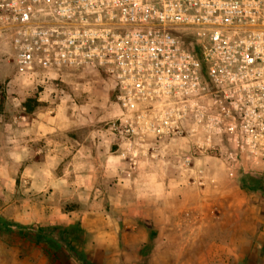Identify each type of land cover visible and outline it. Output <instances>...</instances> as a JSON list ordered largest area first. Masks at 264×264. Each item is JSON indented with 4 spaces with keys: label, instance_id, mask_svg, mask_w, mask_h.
I'll return each instance as SVG.
<instances>
[{
    "label": "crops",
    "instance_id": "obj_1",
    "mask_svg": "<svg viewBox=\"0 0 264 264\" xmlns=\"http://www.w3.org/2000/svg\"><path fill=\"white\" fill-rule=\"evenodd\" d=\"M14 69L19 78L9 87L19 96L4 104L10 129L0 148L1 218L20 226L78 224L93 264H264V256L245 255L243 236L250 227L234 217L247 210L246 194L236 188L210 190L218 185L201 165L210 159L204 154L214 153L196 150L195 138L163 142L154 159L152 139L144 145L110 131L108 124L122 111L103 73L63 69L35 78L20 75L15 61ZM62 85L67 91L54 93ZM65 96L72 98L71 107ZM31 97L37 105L28 111L24 102ZM104 102V110H98ZM179 146L186 152L172 162ZM186 156L193 157L191 167L183 162ZM224 162L228 179L235 180L237 169ZM177 184L180 194L170 196L168 206H157L164 190L171 193ZM19 231L8 233L11 245L0 240V264L6 256L12 259L5 264L29 259L28 238Z\"/></svg>",
    "mask_w": 264,
    "mask_h": 264
},
{
    "label": "built area",
    "instance_id": "obj_2",
    "mask_svg": "<svg viewBox=\"0 0 264 264\" xmlns=\"http://www.w3.org/2000/svg\"><path fill=\"white\" fill-rule=\"evenodd\" d=\"M79 3L0 0V31L20 75L67 69L61 61L75 60L85 40L83 50L99 55L81 57L75 71L93 70L91 61L111 80L101 60L135 53L123 63L131 65L129 87L136 92L114 89L122 116L108 124L113 135L144 145L152 139L154 159L163 142L195 138L199 152L221 153L234 169L245 171L247 164L249 172L264 174V0ZM148 55L150 61L141 59ZM137 73L147 75L137 79ZM182 81L190 99L178 105L170 89ZM140 88L151 103L137 104ZM183 162L191 167L193 157Z\"/></svg>",
    "mask_w": 264,
    "mask_h": 264
},
{
    "label": "rangeland",
    "instance_id": "obj_3",
    "mask_svg": "<svg viewBox=\"0 0 264 264\" xmlns=\"http://www.w3.org/2000/svg\"><path fill=\"white\" fill-rule=\"evenodd\" d=\"M14 53L12 51V48L10 50V46L7 43L6 38L3 36V33L0 31V148L3 147L2 140L4 138L6 125H7V118L4 116V110H5V102L8 101L9 97L14 98L19 95L17 93L11 92L9 87V82L13 78H19V76H15L14 72ZM14 76V77H13ZM36 76V75H35ZM34 76V77H35ZM89 86V85H88ZM68 85H62V86H55V92L59 93L61 89H65L64 91H67ZM69 88V87H68ZM90 88V87H87ZM111 95L114 93V89H111ZM59 91V92H58ZM61 94V93H60ZM64 95V94H63ZM62 95V96H63ZM114 99V98H113ZM25 109L28 111L33 110L36 105L37 101L34 97H31L30 99L26 100L24 102ZM15 107V106H14ZM17 108H21V106H18ZM96 127V126H95ZM10 129V127H7ZM4 141V140H3ZM3 150V149H2ZM183 152H186V149L179 146L178 148L174 149L173 155L170 157L172 159V162L178 163L179 155H181ZM210 158L208 160V164L204 165V163L201 165L203 166V169H206L208 174L210 176H213L215 179V183L217 184V188H210V190H225L228 188H236L242 190L248 199L249 205L246 206V209L241 210V212H238L237 215L234 217L236 218L237 222L244 224L246 226L250 227V233L247 231V235H244L247 244H246V256H250L252 258H255V256H264V195H262L260 192H251L247 191L242 187V177L247 172H244L242 169L237 170L235 173L237 177L235 180H229L228 179V171L226 169V163L224 162H218L216 161L213 156L216 154H204L203 156ZM213 155V156H212ZM219 157L223 154L219 153L217 154ZM4 156V153L2 151V157ZM212 158V159H211ZM224 163V164H223ZM175 172V170H174ZM20 180H18V183ZM249 206V207H248ZM224 216V215H223ZM242 228V227H241ZM8 234H4L0 237V240L4 242V245L9 244L11 245L12 241L11 239L7 238ZM82 239L84 241L87 240V236H82ZM28 250L29 253V259L24 261L25 256H22L23 264H60L57 263L53 258L50 256L54 255V250L49 248L46 244H36L32 240L28 239ZM61 247L62 252L64 255H68V250H70L71 247H74L77 251L84 253L85 256H88L85 253L84 243L79 244L78 241H71L70 237L63 236L61 239H58ZM11 260V256H6L2 259V263H7V259ZM259 258V257H258ZM19 262V260H18ZM13 264L15 262L13 261ZM18 264V263H17ZM63 264H76L73 262V260L63 263Z\"/></svg>",
    "mask_w": 264,
    "mask_h": 264
},
{
    "label": "clouds",
    "instance_id": "obj_4",
    "mask_svg": "<svg viewBox=\"0 0 264 264\" xmlns=\"http://www.w3.org/2000/svg\"><path fill=\"white\" fill-rule=\"evenodd\" d=\"M118 2V0H117ZM96 0H80V3L78 4V8L80 7V5H83L85 7H88L92 4H95ZM213 6H222V4H218V0H213ZM0 7H3V5H0ZM69 39H71V36L69 37ZM84 43H86V40L84 41ZM84 43H81L78 47L81 49L79 56H77V58L75 60H71L70 62H64L61 61L62 64H64L65 68L69 69V70H77L78 69V63L81 57H90L92 55H99V53H90L87 52L84 49ZM115 50V46H113V49H109V51ZM129 55H135V53H128L127 51L124 53L123 57L117 56V59H115L112 62H107L104 61L103 59L101 60V63L104 64L105 68L108 70V72L110 73V77H111V87L113 89H115L118 85L121 87L122 91L124 92V95L127 96L129 91H133L136 92L135 87L130 88V85H134V81L129 79V75H130V69H131V65H126L123 63V60L128 58ZM141 59L144 60H148L150 61L152 59L151 55L148 56H142ZM38 63V62H37ZM91 67L93 69V75L94 76H98V73L95 72V63L91 62ZM123 66L124 68V72L123 74L121 73V67ZM145 67H147V65H145ZM57 71H60V69L58 68ZM87 74L85 73H81V75H85ZM142 75H147V73L141 74V73H137V79H141ZM192 73L189 72V76H191ZM38 83H42L44 82V77L40 76L37 80ZM66 82L71 83V79H68ZM187 91H188V81H182L180 84V87H173L172 89H170L171 92V97L173 100H175L177 102L178 105L186 103L188 99H190V97H188L187 95ZM156 93H152V95H155ZM59 96V94H58ZM147 96H148V92L144 89V88H140L139 91L136 93L135 95V100L137 102V104L140 105H145L146 103H151V101L147 100ZM72 98L65 96V101L68 107H71V104H68V101H70ZM51 103H55V99H53L51 101ZM106 106V102L104 103H100L97 104L96 107L98 110L102 111L104 110ZM106 119V118H105ZM174 191L173 192H168L167 189L164 190V195L163 196H159L158 197V204L157 206H168L169 205V197L170 196H178L179 193V189H180V185H174L173 186ZM173 203H178V200H173ZM153 203H157V201H153Z\"/></svg>",
    "mask_w": 264,
    "mask_h": 264
},
{
    "label": "trees",
    "instance_id": "obj_5",
    "mask_svg": "<svg viewBox=\"0 0 264 264\" xmlns=\"http://www.w3.org/2000/svg\"><path fill=\"white\" fill-rule=\"evenodd\" d=\"M242 187L251 192H260L264 195V174L258 172H247L242 177ZM18 228L21 235L32 240L36 244L44 243L49 248L54 250V255L50 256L57 263L63 264L71 260L76 264H93L91 263L84 253L77 251L74 247L68 250V255L63 254L62 247L58 241L63 236L70 237L71 241H78L79 244H83L82 239L83 230L78 224H72L70 226L54 225V226H20L13 222L7 221L0 217V237L4 234H14V229ZM63 252V253H62Z\"/></svg>",
    "mask_w": 264,
    "mask_h": 264
}]
</instances>
